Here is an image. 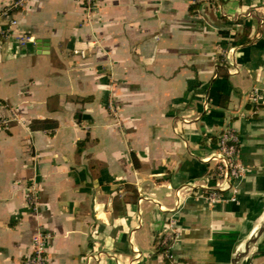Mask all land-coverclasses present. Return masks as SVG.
I'll return each mask as SVG.
<instances>
[{"label": "crops", "instance_id": "obj_1", "mask_svg": "<svg viewBox=\"0 0 264 264\" xmlns=\"http://www.w3.org/2000/svg\"><path fill=\"white\" fill-rule=\"evenodd\" d=\"M14 1L0 0V264H23L39 228L48 264H167L171 223L181 263L235 264L264 221V0H28L11 27ZM43 120L56 127L30 128ZM226 125L244 175L235 201L209 204ZM239 264H264V231Z\"/></svg>", "mask_w": 264, "mask_h": 264}, {"label": "built area", "instance_id": "obj_2", "mask_svg": "<svg viewBox=\"0 0 264 264\" xmlns=\"http://www.w3.org/2000/svg\"><path fill=\"white\" fill-rule=\"evenodd\" d=\"M28 0H15L12 5L2 11V15L6 18H10L9 24L11 27L17 25V21L11 18V11L17 10L23 6ZM198 0H193L196 2ZM84 7L87 11L94 8L93 0H83ZM20 43L24 40L20 36H17ZM74 54L84 56L83 51L75 50ZM228 73H237V70H228ZM252 103L255 105L259 102V94L257 90H253L250 96ZM207 109V105L204 106ZM5 124V121L0 119V128ZM217 143L215 144V151L208 159L214 162V167L211 173V179L215 181V186L205 189V200L209 204H215L224 198V193H230L232 195L231 200L235 201L238 183L244 175V166L239 162V139L238 135L230 125H226L224 129L217 136ZM184 189V188H183ZM186 191H191L190 187L185 188ZM30 198V205L36 210L37 202L34 193ZM178 207L181 203L179 192L176 193ZM49 235L43 229L39 228L35 235L32 237L31 252L27 255L23 261V264H48L47 263V245ZM177 238V231L175 224H169L167 231L160 237L159 244L165 248V251L161 253L165 260H168L167 264H183L174 258L170 254V249ZM99 255L89 254L86 257L87 262L96 260Z\"/></svg>", "mask_w": 264, "mask_h": 264}, {"label": "water", "instance_id": "obj_3", "mask_svg": "<svg viewBox=\"0 0 264 264\" xmlns=\"http://www.w3.org/2000/svg\"><path fill=\"white\" fill-rule=\"evenodd\" d=\"M40 44L47 43L45 41L38 42ZM264 231V221L261 223V225L258 227L257 231L248 239V241L244 244L243 248L239 251L235 258V264H239L246 255L250 252L252 247L254 246L257 239L260 237V235Z\"/></svg>", "mask_w": 264, "mask_h": 264}, {"label": "trees", "instance_id": "obj_4", "mask_svg": "<svg viewBox=\"0 0 264 264\" xmlns=\"http://www.w3.org/2000/svg\"><path fill=\"white\" fill-rule=\"evenodd\" d=\"M198 4H195L192 6V9L196 8ZM191 9V10H192ZM56 127V123L55 122H51V121H47V120H43V121H33L31 124H30V128L31 129H52V128H55ZM214 141V143L216 144L218 139L217 137L212 139ZM157 248H158V252L159 253H163L165 251V248L162 247L160 244H159V241L157 242ZM166 263L168 262V260H165Z\"/></svg>", "mask_w": 264, "mask_h": 264}]
</instances>
